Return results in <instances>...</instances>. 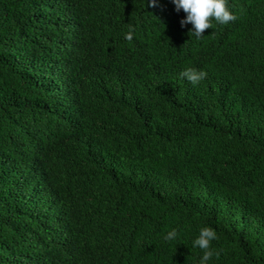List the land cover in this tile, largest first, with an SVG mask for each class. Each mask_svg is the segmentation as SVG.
Listing matches in <instances>:
<instances>
[{"label": "trees", "instance_id": "1", "mask_svg": "<svg viewBox=\"0 0 264 264\" xmlns=\"http://www.w3.org/2000/svg\"><path fill=\"white\" fill-rule=\"evenodd\" d=\"M229 8L0 0V264H199L203 227L264 264V0Z\"/></svg>", "mask_w": 264, "mask_h": 264}, {"label": "clouds", "instance_id": "2", "mask_svg": "<svg viewBox=\"0 0 264 264\" xmlns=\"http://www.w3.org/2000/svg\"><path fill=\"white\" fill-rule=\"evenodd\" d=\"M158 0H148V6L156 7ZM177 12L183 10L186 18L181 20V26L192 25L189 32L190 36L197 39L204 37L207 29L214 27L213 21L217 25H227L234 22L238 17L233 14L229 8V0H172ZM134 28L129 25V30L125 34V38L129 41L133 39ZM207 77V72L189 67L180 73L181 79H186L193 85H198ZM178 231L173 229L164 237L167 241H173L177 238ZM217 232L212 227H203L199 231L198 237L194 240L195 247L203 250V256L199 264H207V262L215 255L219 258L220 252L212 250L211 244L216 240Z\"/></svg>", "mask_w": 264, "mask_h": 264}]
</instances>
